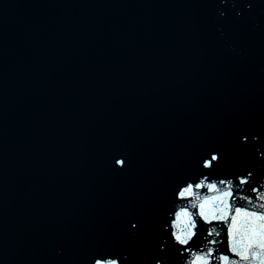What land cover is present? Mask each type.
<instances>
[{
	"label": "snow or ice",
	"instance_id": "6c2138e0",
	"mask_svg": "<svg viewBox=\"0 0 264 264\" xmlns=\"http://www.w3.org/2000/svg\"><path fill=\"white\" fill-rule=\"evenodd\" d=\"M217 159L218 157L216 155L211 157V161ZM211 161L207 162L205 167H210ZM221 183L223 184L224 182L222 181ZM247 183V178L240 180V184ZM202 186V183L196 185L197 188ZM207 187L209 191L218 192L219 194L211 198L205 197L204 201L199 204L200 211L196 213V215L207 220L208 215L204 212V205L209 202V199L216 202L215 208L210 214L213 220L229 222V226L233 230L231 251L240 258V261H248L251 258L253 260L258 259L259 264H264V202L253 203L252 200H248L250 207L247 209H245L244 205H235L234 201L230 206L228 202L229 198H232L230 186H226L228 190L224 191H220L216 184H208ZM185 194H193L191 185L186 187L179 195L183 197ZM257 200L264 201V195L257 197ZM195 206L196 205H193V207ZM180 215L189 216L191 228H195V222L191 220V215L188 212H182ZM238 217L243 218V223L240 224L239 229L236 227L237 224L240 223ZM192 235H194V233L191 232L185 234L186 238H182L181 235H176L175 239L179 244L185 245L191 239ZM238 235L239 239H237ZM209 243H215V241H210ZM212 254V249H206L205 255H196L194 257L193 264H210V257ZM228 260L229 258L227 256L219 257L221 264H228ZM97 264H99V262H97ZM112 264H115V262H112Z\"/></svg>",
	"mask_w": 264,
	"mask_h": 264
},
{
	"label": "water",
	"instance_id": "95a60500",
	"mask_svg": "<svg viewBox=\"0 0 264 264\" xmlns=\"http://www.w3.org/2000/svg\"><path fill=\"white\" fill-rule=\"evenodd\" d=\"M263 195H264V193H263ZM260 202H264V201H260ZM257 214H259V213H257ZM254 223H258V222H254ZM256 251H258V250H256ZM241 264H259V261H258V259L253 260L250 258V260H248V261H241Z\"/></svg>",
	"mask_w": 264,
	"mask_h": 264
}]
</instances>
